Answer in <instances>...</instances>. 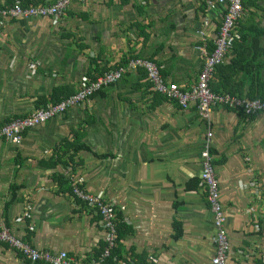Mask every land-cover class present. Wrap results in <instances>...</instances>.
Wrapping results in <instances>:
<instances>
[{
	"label": "crops",
	"instance_id": "1",
	"mask_svg": "<svg viewBox=\"0 0 264 264\" xmlns=\"http://www.w3.org/2000/svg\"><path fill=\"white\" fill-rule=\"evenodd\" d=\"M10 1L0 0V9ZM244 5L241 24L264 32V0ZM223 12L207 10L205 0H72L55 21L0 19V125L42 107L55 88L72 95L83 76L130 58L153 61L166 81L192 86L203 65L199 33L212 48ZM233 49L224 64L240 52ZM234 74L245 93L250 81ZM144 75L129 72L84 105L27 130L18 146L0 142V226L34 249L102 264L99 218L54 181L70 158L88 192L124 207L117 262L210 264L215 228L199 188L205 123L195 106L181 110L154 94ZM224 75L215 73L210 84ZM258 79L264 83V71ZM210 127L230 245L225 264H264V113L245 119L213 107ZM75 134L89 152L73 154ZM58 158L62 164L45 165ZM25 211L29 218L21 219ZM0 249V264H30L6 245Z\"/></svg>",
	"mask_w": 264,
	"mask_h": 264
},
{
	"label": "built area",
	"instance_id": "2",
	"mask_svg": "<svg viewBox=\"0 0 264 264\" xmlns=\"http://www.w3.org/2000/svg\"><path fill=\"white\" fill-rule=\"evenodd\" d=\"M71 1L55 0L47 4L25 7L15 0L11 6L0 9V19L47 18L55 21L64 13ZM242 1L205 0L207 10L218 7L223 8L224 12L213 40L211 51L207 49L208 44L203 38L204 34L199 33L202 38V46L197 49L202 55L203 65L197 81L192 86L187 87L166 81L160 73L162 68L153 61L142 58H130L123 64L93 79L83 76L77 91L59 102L47 103L45 106L39 107L25 116L12 119L3 124L0 126V142L18 146L22 143L23 135L27 130L40 126L55 117L62 116L72 108L84 105L96 93L116 84L129 72L143 71L145 79L150 84L154 94L161 96L165 100L175 102L181 110H186L191 105L195 106L200 118L205 123L206 130L200 152L199 188L208 204L215 228V235L212 238L215 253L210 264H225L230 252V245L226 231L225 213L219 201L218 181L215 176L213 156L210 153L212 140L210 127L211 109L213 107L226 108L239 113L245 119L264 113V101L262 100L240 98L228 94H216L209 87L216 68L224 63L233 44L240 39L237 25L244 14ZM64 177L69 182L71 188L70 196L74 201V205L76 207L84 206L99 218L103 232V247L98 262L103 264L111 257L112 251L117 246L118 215L124 210V207H117L114 202L105 199L102 193L93 194L88 192L82 181L72 175L71 168L65 170ZM28 218L29 213L25 211L21 219ZM29 229L32 230V228ZM0 245H6L30 264H80L70 258L66 252L52 254L46 250L34 249L11 234L4 226H0ZM240 254L243 255L242 252ZM129 261H118L117 263L128 264Z\"/></svg>",
	"mask_w": 264,
	"mask_h": 264
},
{
	"label": "trees",
	"instance_id": "3",
	"mask_svg": "<svg viewBox=\"0 0 264 264\" xmlns=\"http://www.w3.org/2000/svg\"><path fill=\"white\" fill-rule=\"evenodd\" d=\"M14 1L15 0H11L9 2V6H11ZM18 1L21 3L22 6H25V7L30 6V5L32 6L39 5L38 3H40V1H31V0H18ZM243 6H245L244 0L242 1V7ZM250 25L253 31H250L249 29H247L244 23L241 24V22L240 23L238 22L237 31L240 34V39L233 44L232 48H234L233 49L234 52H238L239 49H240V52L236 53L234 58L228 64L223 63L221 66L216 68L215 73L224 72L225 74L224 76H226V81L221 80V83H218L216 85L209 84V87H211L210 89L213 93L228 94V95L237 96L240 98L245 97L248 99H259V100L264 101V83L260 82L258 79L259 73L261 71H264V62L258 61L260 56H264V50H260V52L258 53L256 52L262 42L261 40L264 38V32H262L261 29H259L257 24L250 23ZM210 44L211 43L208 42L209 51H211ZM236 70H237V73H243V75H245V80L250 81L248 85V89L245 93L243 91L244 85L242 84L236 85L233 83L234 81L233 77H235L234 71ZM92 73H93L92 76H88L89 78H92V79L95 78L96 76L101 75V73H99L97 69H95ZM160 73L163 76V73L162 72ZM143 77H145V75ZM70 95L65 93V90L63 88H55L51 92L49 96V100L45 101V104L41 103V105L45 106L47 103L59 102L61 99L66 98ZM242 117L244 118V116ZM252 117L253 116H250V117H247L246 119H250ZM80 137H81V134H75L74 136L75 142L72 144L73 154H76L80 151H87V152L90 151V149L86 145L80 142ZM210 153H211V150H210ZM71 162H72V159L68 158L67 161L63 163V166L67 169L71 167L70 166ZM58 164H62L60 158H58V160L56 161L47 163L45 165H49L51 166V168H53ZM54 181L59 186L60 190L66 189L69 192V194H71V188H70L69 182L63 176L55 177ZM118 218L120 220V215H118ZM129 231L130 230L128 229L127 232ZM117 240H119L118 229H117ZM116 248L112 251L111 257L107 260L108 262H113V263L117 262L116 260L118 259L117 257L119 256L115 254Z\"/></svg>",
	"mask_w": 264,
	"mask_h": 264
}]
</instances>
